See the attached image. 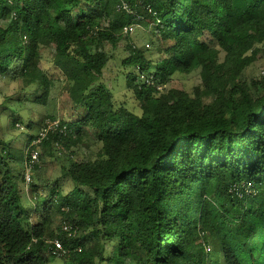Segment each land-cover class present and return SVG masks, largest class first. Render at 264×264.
I'll return each instance as SVG.
<instances>
[{"label": "trees", "instance_id": "trees-1", "mask_svg": "<svg viewBox=\"0 0 264 264\" xmlns=\"http://www.w3.org/2000/svg\"><path fill=\"white\" fill-rule=\"evenodd\" d=\"M124 1L139 20L122 0H0V77L22 79L27 91L48 85L39 62L53 46L67 88L63 117L39 145L27 134L18 147L0 127V264H264V80L245 78L264 53V0ZM137 21L164 54L153 61L126 47L123 79L140 113L103 81L106 47L129 39L123 29ZM196 67L201 85L192 92L167 88ZM19 121L34 128L15 114L8 127ZM82 146L100 148L93 160L67 155L63 176L75 192L47 186L33 222L20 183L27 194L38 188L32 176L44 149L60 157ZM56 237L68 250L62 257L49 253Z\"/></svg>", "mask_w": 264, "mask_h": 264}, {"label": "rangeland", "instance_id": "rangeland-1", "mask_svg": "<svg viewBox=\"0 0 264 264\" xmlns=\"http://www.w3.org/2000/svg\"><path fill=\"white\" fill-rule=\"evenodd\" d=\"M146 22L138 27L135 33L129 36V39H122L116 48L107 46L109 59L103 75V81L107 88L113 92L115 101L120 104L122 102L129 105V107L137 113L138 102L135 100L131 90L126 88L123 79V74L128 71V68L122 66V60L128 55L126 49L127 45L132 44L137 49L145 50V54L153 61H158L163 58L164 54L157 53L154 44L150 37L152 31L148 30ZM147 44L150 45L147 48ZM113 48V50H112ZM136 49V50H137ZM42 56L39 62L40 69L46 74L48 78V85L35 84L32 91L26 90V84L22 79H14L12 76L0 77V127L2 129V136L7 141H12L18 137L16 146L20 147L27 139V134L36 136L39 135L41 129L46 128L50 123L62 119L63 108L67 99L66 81L61 69L54 63V49L52 47H43ZM225 52H219V60L223 61ZM153 65V68H155ZM264 66V53L260 54L246 70V80L259 81L261 71ZM131 69V68H130ZM201 85L200 69L195 68L191 73L182 74L175 73L173 79L167 85V88L183 89L187 92H192L196 87ZM46 97V100H43ZM6 111V112H5ZM15 115L24 116L25 120L28 119L34 123V128L28 129L27 124L18 122L16 128L8 127ZM7 128V129H6ZM6 129V130H5ZM55 130V129H54ZM50 130V131H54ZM99 146H82L71 148L67 154L56 155L55 149H44L41 168L33 172V181H37L39 186L35 191L25 192V182L20 183L23 189V204L29 208L33 222L39 220L37 207L38 201L36 196L42 195L47 192V186L53 183H58L63 190L64 195L73 194L75 192L74 183L63 176V167L68 165V157L71 153L74 155L72 158L75 161H85L95 159L99 151ZM72 161V160H71ZM43 193V194H42ZM62 221V216L58 212L54 215L53 227H59ZM48 264H65L62 259L49 258Z\"/></svg>", "mask_w": 264, "mask_h": 264}, {"label": "built area", "instance_id": "built-area-1", "mask_svg": "<svg viewBox=\"0 0 264 264\" xmlns=\"http://www.w3.org/2000/svg\"><path fill=\"white\" fill-rule=\"evenodd\" d=\"M119 7L125 10L126 12H128L129 14H132L137 20L140 19L137 11L132 10L124 0H122V3ZM148 10L150 13H152V9L148 8ZM156 21L157 23H159V20ZM139 26L140 24L138 23V21L131 25H126L123 29V33L125 35H131L135 32L136 28H138ZM261 77L264 80V66L261 71ZM141 79L148 85L154 84V78L152 75L150 76L142 75ZM57 127H58V121H54L50 123L46 128L41 129L38 138L32 142V146L39 145L43 141V139L47 137L48 132L50 130L56 129ZM29 157L30 158L27 159V163H26V173H25L26 184L31 182V173H32L31 170L34 164L38 163L39 161L38 149L37 148L32 149ZM62 230L63 232L67 233L68 236L74 234L72 228L69 225V222L67 221L62 222ZM47 243L49 244V253L53 257H62L68 253V250L64 248L61 240L58 237L48 240Z\"/></svg>", "mask_w": 264, "mask_h": 264}, {"label": "clouds", "instance_id": "clouds-1", "mask_svg": "<svg viewBox=\"0 0 264 264\" xmlns=\"http://www.w3.org/2000/svg\"><path fill=\"white\" fill-rule=\"evenodd\" d=\"M152 24H153V23H152ZM139 27H141V26H139ZM136 29H137V28H136ZM135 31H136V30H135ZM134 33H135V32H134ZM134 33H133V34H134ZM133 34H131V35H133ZM131 35H130V36H131ZM146 46H147V48L150 47L149 44H147ZM138 74H140V73H138ZM150 75H152V74H148V75H145V76H150ZM141 76H142V75L140 74V80H141L142 82H144V81L141 79ZM152 76H153V75H152ZM153 78H154V76H153ZM144 83H145V82H144ZM147 85H148V84H147ZM151 85H153V84H151Z\"/></svg>", "mask_w": 264, "mask_h": 264}]
</instances>
